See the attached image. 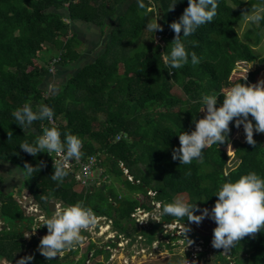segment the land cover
Masks as SVG:
<instances>
[{
  "label": "trees",
  "instance_id": "16d2710c",
  "mask_svg": "<svg viewBox=\"0 0 264 264\" xmlns=\"http://www.w3.org/2000/svg\"><path fill=\"white\" fill-rule=\"evenodd\" d=\"M123 1L0 0V161L19 172L25 162L40 165L31 177L21 175L16 190L0 188V262L16 264L28 254L33 259L26 264H83L85 259L83 254L75 260L77 248L72 246L56 257H44L38 250L40 237L26 234L37 221L36 216L25 214L13 193L21 195L24 190L26 199L46 215L51 214L49 202L67 205L84 200L93 215L110 220L116 236L123 235L129 241L142 236L150 244L156 232L162 231L161 224L176 221L193 229V222L186 217L161 215L162 202L185 194V200L197 199L196 211L211 210L216 200L212 192L225 173L232 179L248 171L264 176V141L259 132L254 129V144L231 141L232 121L225 141L202 149V159L180 164L172 158L173 148L179 146L178 133L193 129V117L203 116L199 110L202 93L223 92L239 79L245 84L254 82L260 68L246 76H230L236 61L258 58L255 47L262 39L264 20L258 27L247 25L241 33L238 27L245 11L259 0H219L212 22L199 26L188 37L181 36L186 50L195 51L200 63L191 64L189 56V63L179 69L168 68L163 56L174 36L170 23L179 18L187 0H177L171 8L172 0H142V8L137 0H130L116 14ZM155 17L161 28L151 34L146 24ZM106 18L115 20L107 31ZM74 20L98 26L104 41L90 61L66 73L65 81L53 93L45 85L51 77L52 59L57 71L73 68L82 58L80 40L70 27ZM155 33L159 38L156 41L152 37ZM174 85L181 96L171 92ZM221 99L218 97V103ZM29 102L33 110L40 103L51 106L53 123L47 118L36 120L28 129L15 123L11 113ZM248 119L252 120L251 114ZM46 126L59 128L62 138L65 130L78 135L83 152L80 161L93 156L102 180L92 178L81 184L76 179L79 165L72 160L69 175L53 181L50 175L55 153L45 151L33 156L19 146L24 140L34 142ZM229 142L238 162L225 170L228 155L224 147ZM112 178L121 181L124 189L115 188ZM156 203L158 221L149 227L130 225L136 209L151 211ZM37 228L47 232L46 227ZM195 232L187 236L197 239L199 233ZM212 235L202 233V245ZM213 250L212 261L220 264H264V230L246 235L228 251ZM100 252L95 247L93 254ZM204 256L205 251L199 250L194 258L198 261Z\"/></svg>",
  "mask_w": 264,
  "mask_h": 264
},
{
  "label": "clouds",
  "instance_id": "9594fccd",
  "mask_svg": "<svg viewBox=\"0 0 264 264\" xmlns=\"http://www.w3.org/2000/svg\"><path fill=\"white\" fill-rule=\"evenodd\" d=\"M176 2L177 0H172L168 8ZM137 3L141 8L144 6L142 0H137ZM218 6L219 0H187V5L179 18L170 23L174 36L168 44L169 51L163 56V62L168 68H182L189 63V56L191 64L200 63L201 58L195 51L186 50L181 36L188 37L196 32L199 26L212 22ZM245 13V22L258 27L260 21L264 20V0L251 5V10L248 9ZM146 27L152 34L154 30H159L161 25L157 23L155 17L152 22L146 24ZM218 97H222L219 103ZM199 104V110L204 111L205 114L198 119L193 117V129L178 133L179 146L172 150V158L178 159L180 164H189L193 159H202V149L213 144L217 145V142H224L230 121L237 127L243 126L245 139L249 144L255 143L254 129L264 133V80L258 79L255 83L245 84L239 79L223 92L202 93ZM249 114L252 120L248 119ZM11 115L21 128L28 129L33 121L45 118L52 121L54 109L40 103L37 110H33L29 102L17 107ZM19 146L33 156L45 151L48 154H59V158L52 165L53 171L50 175V178L57 182L69 175L71 161L80 160L83 155L82 141L78 135L65 130L62 138L61 130L55 126L44 127L42 133L35 137L34 142L24 140ZM39 166L25 162L20 168V175L29 178ZM224 176L225 178L218 182L212 192L216 200L210 211L207 208L196 211L197 199L188 201L176 197L169 202H162L161 215L186 217L189 222L197 224L205 216H210L215 221L211 238L212 246L228 251L246 235L264 230V176L256 171L242 173L235 179L228 177L227 173ZM37 221L40 222V226L47 228L46 234L39 240L38 250L44 257L52 258L78 243L81 239V229L92 224L94 218L92 209L86 206L85 201L78 200L67 205H55L51 215L41 216ZM188 231L190 228L187 225L182 224L179 228L180 235L187 240V244H191L193 240L186 236ZM32 259L33 256L28 254L20 257L16 264H26Z\"/></svg>",
  "mask_w": 264,
  "mask_h": 264
},
{
  "label": "rangeland",
  "instance_id": "374dc122",
  "mask_svg": "<svg viewBox=\"0 0 264 264\" xmlns=\"http://www.w3.org/2000/svg\"><path fill=\"white\" fill-rule=\"evenodd\" d=\"M118 6L120 5L118 4ZM247 25L248 24L245 22V20H243L238 27L239 33H241ZM70 27L71 29L73 28V30L74 29L77 30L78 37L84 40L85 37L89 35L88 33L91 34V32H93L92 27H94V25L87 24V32H86L87 35L86 34L83 35L81 31H79L80 29L77 28V24L75 22L74 23L71 22ZM94 29L97 30V28L95 27ZM152 37L154 41L159 39L156 33L153 34ZM101 46L102 44H96V43L81 44L78 47V49L82 53L81 55L82 58H80L81 60L76 61L77 63L73 64L74 67L71 69L58 68L57 71L56 70L54 71L55 68H52L51 77H48L47 82L45 84L46 88L52 91L53 93L56 92L60 84H62L65 81L66 73L73 72L78 64H81L82 62L84 63L90 61L94 53L97 50H99ZM255 50L258 58L251 62H245L239 60L236 61L231 71V76H230L231 78L246 76L247 72L255 68H260L259 72L255 75V80L253 83H255L258 79L264 80V33L261 41L259 42V45L255 47ZM171 92L177 96H181V91L176 85H174L171 88ZM202 113L203 115L205 114L204 111H202ZM232 124L234 126V130L231 136V141L233 140L245 141L246 139H245L243 126L240 125L239 127H237L234 125V123ZM258 135L260 139L264 141V133L259 132ZM224 149L226 150V154L228 155V159L225 164V170H228L229 168L236 165L238 159L234 154L232 142H229L224 147ZM99 173H100L99 169H95L93 171L91 179L94 178L97 179V182H100L102 180V177L99 175ZM0 176H1L0 188L4 191L10 190L12 188H16L20 185V179H21L20 172L9 163L0 161ZM124 177L125 175H122L120 178L123 179ZM113 183L115 188H118V190L120 188L124 189L121 181L117 179H113ZM81 187H82L81 184H79V186H77V189L80 190ZM132 194L138 197L139 199L142 198L141 194L139 193H132ZM13 195L17 199V201L21 204L25 214L36 216L35 220H38L41 216L46 215L44 211L32 205L29 202V200L26 199L28 197L26 196L27 193L24 190L22 191L21 195L14 193ZM176 197H181L185 199V194H180L177 195ZM56 206H60V205L56 203ZM133 216L135 220L131 222L130 225H135L137 228L147 226L151 224V222L158 221L159 220L158 204L156 203L153 210L147 212L144 211L143 209L138 208L133 213ZM93 218H94V222L99 223L98 224L99 232L105 234L101 236L92 235V240L95 244H98V242L105 241V238L107 236H114L116 234L115 231H111L112 229H111L110 220L106 219L105 217H98L95 215H93ZM99 219L101 220L97 221ZM38 226H40L39 221L35 222V224L31 227L30 231L27 232L26 234L38 236L41 238V236L46 234V232L39 230L37 228ZM181 226L182 224H179L176 221H172L168 224H161L162 231L156 232V239L152 240L150 244H146L142 236L139 237L137 236L135 240L129 241L128 237H125L123 235H117L116 245L113 246L111 245L110 248L103 251L102 254L97 255L95 257L93 256V258L87 264H94L95 262H101V264H220L215 260L212 261V258L215 256L213 250V248L215 247L212 246L211 239H209L205 244L202 245V242H204L202 239V233H207V232L213 233V228L215 227V221L211 219L210 216H205L198 224L196 222L192 223L193 229H190V231L188 232L196 234L195 231H197L199 233V236L196 239L195 237L187 236L188 234L187 232L186 236L191 240H193V243L191 244H187V240H185L180 235L179 228ZM83 230L85 232L87 231L91 233L92 229H90L89 227L86 230L81 229V239L78 243H76L78 250L76 257H79L83 253L85 246L88 243L87 241L88 239H83ZM165 233H168L169 235L165 237L163 235ZM199 250H204L205 256L203 258H200L198 261H196L194 255ZM222 253L224 254L223 251ZM0 264H10V263L0 262Z\"/></svg>",
  "mask_w": 264,
  "mask_h": 264
},
{
  "label": "flooded vegetation",
  "instance_id": "af4514ba",
  "mask_svg": "<svg viewBox=\"0 0 264 264\" xmlns=\"http://www.w3.org/2000/svg\"><path fill=\"white\" fill-rule=\"evenodd\" d=\"M16 188H17V187H16ZM16 188H13V189L16 190ZM100 220H101V219H99V220H97V221H100ZM98 224H99V223L93 222V224H91V225L88 226L90 229H92V230H91V233H90V232H87V231L85 232V231L83 230V239H88V240H87L88 243H87V245L85 246V249H84L83 253H82L79 257H76V256H77V253H76V255L74 256L75 260L81 258L82 255L84 254V255H85V259H84V261H83V264H87V263L93 258V256L95 257V256H97V255L102 254V252L105 251V250H107V249H109L111 245H112V246H113V245H116V241H117V236H116V234H115L114 236H107V237L105 238V241L98 242V244H95V243L93 242V240H92V235H95V236L105 235L104 233L99 232ZM88 227H87V228H88ZM87 228H85V230H86ZM95 228H98V230L96 231ZM111 231H114V230H111ZM115 233H116V232H115ZM91 244H93V245H91ZM72 247L77 248V245L75 244V245H73ZM89 247H90V249H88ZM95 247H97L98 249L102 250V252H100V253L94 255V254H93V251H94V248H95ZM77 252H78V250H77ZM62 253H64V252H62Z\"/></svg>",
  "mask_w": 264,
  "mask_h": 264
},
{
  "label": "crops",
  "instance_id": "0c3cea01",
  "mask_svg": "<svg viewBox=\"0 0 264 264\" xmlns=\"http://www.w3.org/2000/svg\"><path fill=\"white\" fill-rule=\"evenodd\" d=\"M130 1V0H125L123 1L120 6H118V9H117V13L116 14H119L120 9L123 8L127 2ZM121 7V8H120ZM73 23L75 22L77 24V28L80 29L79 31H81V33L84 35L86 34L87 32V24H91V25H94L92 23H89V22H84V21H79V20H74L72 21ZM115 20L112 21V18H106L105 20V26H107V28L105 29L106 31L114 24ZM85 25V26H84ZM84 26V27H83ZM86 27V28H85ZM97 28V30L94 29ZM94 27H92L93 29V32L88 33L89 35L85 37V39L83 40L82 38H79L78 37V32L77 30H73V28L71 29L76 35L77 37L79 38L80 40V44H103V41H104V38H103V35L101 36L99 31H100V28L96 25H94ZM91 29V30H92ZM87 35V34H86ZM96 37V38H95ZM86 40V41H85Z\"/></svg>",
  "mask_w": 264,
  "mask_h": 264
},
{
  "label": "built area",
  "instance_id": "2783aa9c",
  "mask_svg": "<svg viewBox=\"0 0 264 264\" xmlns=\"http://www.w3.org/2000/svg\"><path fill=\"white\" fill-rule=\"evenodd\" d=\"M54 60L50 62L49 70L51 71L52 68H54ZM49 121V120H48ZM50 123H53L52 121H49ZM59 158V154L54 155V162ZM71 159V158H70ZM76 164L79 165V171L76 173V179L81 183L85 184L87 181L91 180L93 171L95 170V158L89 157L88 160L81 162L80 160H74ZM71 167V163L69 165V168ZM124 173L127 175V178L130 179V176L127 174L126 170H124ZM133 215V214H132ZM195 257V255H194ZM193 260V259H192Z\"/></svg>",
  "mask_w": 264,
  "mask_h": 264
},
{
  "label": "water",
  "instance_id": "95a60500",
  "mask_svg": "<svg viewBox=\"0 0 264 264\" xmlns=\"http://www.w3.org/2000/svg\"><path fill=\"white\" fill-rule=\"evenodd\" d=\"M55 205H56L55 202H49V204H48V210H49V211L54 210V209H55ZM90 225H91V224H90ZM95 230L97 231L98 228H95ZM66 251H67V250H65L64 253H65Z\"/></svg>",
  "mask_w": 264,
  "mask_h": 264
},
{
  "label": "bare ground",
  "instance_id": "6f19581e",
  "mask_svg": "<svg viewBox=\"0 0 264 264\" xmlns=\"http://www.w3.org/2000/svg\"><path fill=\"white\" fill-rule=\"evenodd\" d=\"M105 228V227H104Z\"/></svg>",
  "mask_w": 264,
  "mask_h": 264
}]
</instances>
